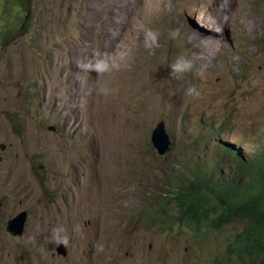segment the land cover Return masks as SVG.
I'll return each instance as SVG.
<instances>
[{
	"label": "rangeland",
	"instance_id": "374dc122",
	"mask_svg": "<svg viewBox=\"0 0 264 264\" xmlns=\"http://www.w3.org/2000/svg\"><path fill=\"white\" fill-rule=\"evenodd\" d=\"M25 3L0 0V264H216L245 220L203 238L162 203L264 154V0Z\"/></svg>",
	"mask_w": 264,
	"mask_h": 264
},
{
	"label": "trees",
	"instance_id": "16d2710c",
	"mask_svg": "<svg viewBox=\"0 0 264 264\" xmlns=\"http://www.w3.org/2000/svg\"><path fill=\"white\" fill-rule=\"evenodd\" d=\"M14 1L22 10L29 9L25 0ZM234 160L240 171L237 184L219 185L212 176L197 172L188 184L177 179L174 192L162 205L177 210L178 232L191 230L203 238L211 229L245 220L244 227L228 239L216 264H264V154Z\"/></svg>",
	"mask_w": 264,
	"mask_h": 264
},
{
	"label": "water",
	"instance_id": "95a60500",
	"mask_svg": "<svg viewBox=\"0 0 264 264\" xmlns=\"http://www.w3.org/2000/svg\"><path fill=\"white\" fill-rule=\"evenodd\" d=\"M160 132V131H159ZM159 132L156 133V135L159 134ZM166 137L158 135L154 137V141L156 145L159 147L161 152L163 151V147L167 143ZM163 146V147H162ZM3 205V202L0 201V209ZM28 219V212L26 210L21 211L19 214L8 220V224L6 227L7 232H9L13 236H22L25 231L26 222ZM67 248L66 246L60 242L57 247V253L59 255L66 256L67 255Z\"/></svg>",
	"mask_w": 264,
	"mask_h": 264
},
{
	"label": "clouds",
	"instance_id": "9594fccd",
	"mask_svg": "<svg viewBox=\"0 0 264 264\" xmlns=\"http://www.w3.org/2000/svg\"><path fill=\"white\" fill-rule=\"evenodd\" d=\"M146 38H147V40H150L153 44H155L156 38H157V34L155 32L148 31L146 33ZM190 67H191V63L190 62H187V61H184L182 59L181 60H178L175 64L172 65V69H173V72L174 73L183 72V71L189 69ZM194 91H195L194 89H189V94H191ZM64 242L67 243V240L65 239ZM56 251H57V249H56ZM67 255H68V252H67ZM61 256H63V255H61Z\"/></svg>",
	"mask_w": 264,
	"mask_h": 264
},
{
	"label": "bare ground",
	"instance_id": "6f19581e",
	"mask_svg": "<svg viewBox=\"0 0 264 264\" xmlns=\"http://www.w3.org/2000/svg\"><path fill=\"white\" fill-rule=\"evenodd\" d=\"M154 2H156V1H154ZM152 3H153V2H152ZM150 4H151V2H150ZM153 4H154V3H153ZM155 5H156V4H155ZM116 6H117V5H116ZM152 6H153V5H152ZM127 10H128V9H127ZM123 14H124V13H123ZM124 16H125V15H124ZM111 143H112V142H111ZM108 146H110V145L108 144ZM109 148H110V147H109ZM107 149H108V148H107ZM110 149H111V148H110ZM106 151H107V150H105V152H106ZM110 152H111V151H110ZM115 152H116V151H115ZM106 153H107V152H106ZM113 153H114V152H113ZM111 154H112V152H111ZM106 155H108V154H106ZM109 155H110V154H109ZM112 155L115 156L116 153H115V155H114V154H112ZM111 157H112V156H111ZM115 157H116V156H115ZM115 157H114V158H115ZM108 158H109V157H108ZM114 158H113V160H114ZM115 159H116V158H115ZM110 160H112V159L110 158ZM113 160H112V162L110 161V162H111L110 164H109V162H107L105 172L111 170L110 167H111V165H113ZM108 164H109V165H108ZM114 165H117V164L114 163ZM114 165H113V167H114ZM117 166H118V165H117ZM108 169H109V170H108ZM112 169H113V168H112ZM113 170H114V169H113ZM110 174H112V172H111ZM113 174H114V173H113ZM104 176H106V173H105ZM107 176H108V175H107ZM107 176H106V177H107ZM111 176H112V175H111ZM111 176H110V177H111ZM104 178H105V177H104ZM105 179H107V178H105ZM111 179H112V178H111ZM104 181H105V180H104ZM104 181H103V182H104ZM103 182H102V183H103ZM108 182H110V181L108 180ZM102 183H101V184H102ZM105 183L107 184V182H105ZM98 184H100V183H98ZM96 185H97V184H96ZM98 186H99V185H98ZM102 186H103V185H102ZM98 188H100V187H98ZM101 188H102V187H101ZM104 188H105V187H104ZM104 188H102V190H104ZM106 188H107V187H106ZM93 189H94V188H93ZM95 189H96V188H95ZM100 190H101V189H100ZM96 191L98 192L97 189H96ZM96 191H95V192H96ZM104 191H105V190H104ZM108 191H109V190H108ZM92 193H93V192H92ZM102 193H104V192H102ZM99 194H100V192H99ZM93 195H94V193H93ZM94 196H96V195H94ZM97 196H98V195H97ZM98 198H99V197H98ZM96 199H97V198H96ZM107 199H109V198H107ZM105 200H106V199H105ZM105 200H104V205H106V203H107V202L105 203ZM97 201H98V200H97ZM99 201H100V199H99ZM99 201H98V202H99ZM106 201H107V200H106ZM98 202H96V204H97ZM102 203H103V202H102ZM88 204H89L91 207L95 206V200H94V198H91V199H90V202H89ZM88 204H87V205H88ZM100 204H101V203H100ZM103 208H104V207H103ZM85 210H86V209H85ZM99 210H100V208H99ZM86 211H87V210H86ZM102 211H103V210H102ZM91 212H92V211H90V213H91ZM105 212H106V211H105ZM87 213H88V212H87ZM87 213H86V214H87ZM96 213H97V212H96ZM96 213H95V214H96ZM98 213H99V212H98ZM82 214H83V213H82ZM86 214H85V216H86ZM87 215H88V214H87ZM93 215H94V212H93ZM86 217H87V216H86ZM89 217H90V215H89ZM95 217H96V216H95ZM97 217H98V216H97ZM99 217H100V216H99ZM105 217H106V216H105ZM87 218H88V217H87ZM90 218H91V217H90ZM93 218H94V217H93ZM93 218H92V219H93ZM83 220H84V219H83ZM100 220H101V219H100ZM92 223H93V222H92ZM90 226H92V225H90ZM96 228H97V227H96ZM113 249H114V247H113ZM9 252H10V251H9ZM92 252H93V251H92ZM108 252H109V254H110V253H112L113 251H108ZM10 254H11V253H10ZM96 254H97V253H96ZM93 255H95V253H94ZM97 255H98V254H97ZM103 255H104V254H103ZM111 255H112V254H111ZM111 255H110V256H111ZM113 255H114V254H113ZM107 256H108V255H107ZM4 257H5V256H4ZM101 257H102V256H101ZM114 257L116 258V256H114ZM111 258H112V257H111ZM115 258H113L114 261H115ZM5 259H7V258H5ZM93 260H94V258H93ZM106 262H107V261H106ZM111 262H112V261H111ZM115 262H116V261H115ZM97 264H98V263H97Z\"/></svg>",
	"mask_w": 264,
	"mask_h": 264
}]
</instances>
